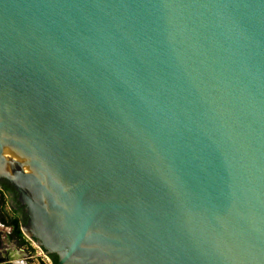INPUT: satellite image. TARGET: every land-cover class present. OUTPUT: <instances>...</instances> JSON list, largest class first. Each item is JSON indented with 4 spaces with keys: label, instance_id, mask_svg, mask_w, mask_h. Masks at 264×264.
Masks as SVG:
<instances>
[{
    "label": "water",
    "instance_id": "water-1",
    "mask_svg": "<svg viewBox=\"0 0 264 264\" xmlns=\"http://www.w3.org/2000/svg\"><path fill=\"white\" fill-rule=\"evenodd\" d=\"M2 180L57 264H264V0H0Z\"/></svg>",
    "mask_w": 264,
    "mask_h": 264
},
{
    "label": "flooded vegetation",
    "instance_id": "flooded-vegetation-1",
    "mask_svg": "<svg viewBox=\"0 0 264 264\" xmlns=\"http://www.w3.org/2000/svg\"><path fill=\"white\" fill-rule=\"evenodd\" d=\"M0 189L2 191H4L5 193H7L8 199H9V203L10 205H12V207L14 208L15 211H13L14 215L16 216L15 218H17L20 222V224H24L26 222L27 216H26V211L25 208L23 206L20 205V203L18 202V194L16 192V190L14 189V187H12L11 185H9L5 180L0 181ZM3 194H0V199L2 198ZM1 212H2V208L0 207V217H1ZM13 220H11L10 223V227H11V233L14 234V226H13ZM24 239H26L24 237ZM26 244H22V239H16V244H18V246H26L27 250H26V256H24V259H21L23 262V264H35L36 261H38V264H57V257L56 256H47L45 255V253L41 250V252L48 257V261H43L40 257L41 253L39 254L38 251H36V249L33 247L32 242H30L28 239L25 240ZM22 253H19L18 255H14L15 259H18L19 256H21ZM0 258H4L3 256ZM11 258V257H10ZM6 259L5 263L2 264H15L12 263L10 260L11 259ZM5 259V258H4Z\"/></svg>",
    "mask_w": 264,
    "mask_h": 264
},
{
    "label": "crops",
    "instance_id": "crops-1",
    "mask_svg": "<svg viewBox=\"0 0 264 264\" xmlns=\"http://www.w3.org/2000/svg\"><path fill=\"white\" fill-rule=\"evenodd\" d=\"M0 194H3L4 200L6 202V206L4 208L5 210L3 213L1 212L0 217V257L3 256L5 260L11 257L10 261L12 263L23 264L24 261H22L21 259H24V256H26L27 247L23 245L18 246V244H16V238L14 234L11 233L10 227L11 220L15 218L13 217V214L9 211L8 203L6 200V198H8L7 195L1 189ZM1 199L0 207L2 208ZM19 253H22L21 256H19L18 259H15L14 255H18Z\"/></svg>",
    "mask_w": 264,
    "mask_h": 264
},
{
    "label": "trees",
    "instance_id": "trees-1",
    "mask_svg": "<svg viewBox=\"0 0 264 264\" xmlns=\"http://www.w3.org/2000/svg\"><path fill=\"white\" fill-rule=\"evenodd\" d=\"M1 204H2V213L4 212V208L6 206V202L4 200V197L2 195V199H1ZM13 226H14V236L16 239H22V244H26L25 242V239H24V236L22 234V231H21V224L19 222V220L17 218H15L13 220Z\"/></svg>",
    "mask_w": 264,
    "mask_h": 264
},
{
    "label": "built area",
    "instance_id": "built-area-1",
    "mask_svg": "<svg viewBox=\"0 0 264 264\" xmlns=\"http://www.w3.org/2000/svg\"><path fill=\"white\" fill-rule=\"evenodd\" d=\"M33 247L36 248L37 246L33 244ZM40 257H41V259H42L43 261H46V262L48 261V257L45 256L43 253H41Z\"/></svg>",
    "mask_w": 264,
    "mask_h": 264
},
{
    "label": "rangeland",
    "instance_id": "rangeland-1",
    "mask_svg": "<svg viewBox=\"0 0 264 264\" xmlns=\"http://www.w3.org/2000/svg\"><path fill=\"white\" fill-rule=\"evenodd\" d=\"M6 200H7V198H6ZM8 207H9V205H8ZM9 211H10V213H12L11 210H10V208H9ZM25 247H26V246H25ZM34 248H35V247H34ZM35 249H36V251H38L39 254L42 253V252H41V249H39L38 247H36ZM35 264H38V261H36Z\"/></svg>",
    "mask_w": 264,
    "mask_h": 264
}]
</instances>
